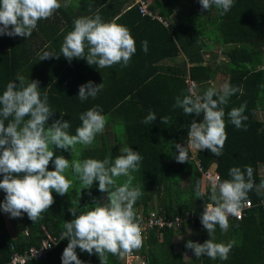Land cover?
<instances>
[{
	"label": "trees",
	"instance_id": "1",
	"mask_svg": "<svg viewBox=\"0 0 264 264\" xmlns=\"http://www.w3.org/2000/svg\"><path fill=\"white\" fill-rule=\"evenodd\" d=\"M143 1L155 14L166 18L167 24L143 15L139 0H59L61 7L49 19L39 21L29 38L0 36V95L9 82L19 84L17 77H24L26 82L39 81L41 96L47 93L48 104L54 112L48 125L55 120L68 121L70 135H75L76 128L81 126L80 114L98 107L106 117L104 131L96 135L93 148L81 149L82 154L77 151L78 155L72 152L76 160L102 161L108 156L114 160L125 147L138 151L143 159L139 171L132 173V185L139 186L142 195L135 202L134 211L144 206L145 213H149L148 203L156 196L161 213L172 218L195 214L198 218L192 229L198 231L203 244L209 236L200 217L205 204L210 202L211 193V184L204 173L212 171L223 181L231 179L228 174L231 168L239 167L243 171L250 166L255 184L264 181V121L257 118L258 112H264V0H234L233 7L224 16L219 15L215 6L201 12L199 0ZM96 14L106 23L127 27L135 40L136 53L126 67L116 64L100 69L95 65L96 74L103 77L100 84L106 82L105 87L94 99L81 102L78 88L92 77L91 66L86 60L74 58L72 60L78 65L70 66L62 55L59 59L42 61L40 56L51 49H55L52 53L60 54L62 43L59 42L73 30V21ZM174 15H180L182 20L177 22ZM63 23L67 25L64 30L60 28ZM143 41L148 43L147 53L142 50ZM227 46L230 47L225 50ZM181 52L186 59L177 65L155 66L157 61L174 59ZM218 57L225 61L221 71L227 75V84L237 90L222 106L227 139L219 157L212 155L210 150H197L193 156L190 150L189 161L194 163L195 171L189 174L185 162L175 160L178 155L175 144L187 143L191 122H202L203 114L187 116L181 108L173 106L176 97L183 98L192 88L187 76L194 79L195 91L200 95L212 87L208 81L215 80L220 71V62L217 68L213 64V60L219 61ZM242 104H246L243 113L247 117L243 121L246 131L236 129L227 115ZM150 111L157 118L146 125L142 121ZM161 117H168V122L161 123ZM7 123L5 121V127ZM69 168L63 173L71 181L68 194L60 196L53 192L54 203L41 214L42 219L33 223L26 213L10 218L0 210V264H9L14 253L40 247L44 240L53 243L55 248L47 254L46 260H34L30 264H62L61 256L68 241L60 237L64 222L74 218L69 212L71 202H77V214L107 203L106 194L98 190V182L83 190L71 166ZM47 170H55L51 161ZM185 173L190 175L187 186L182 185L187 179ZM197 187L203 192V199L196 196ZM4 197L5 193L0 190V203ZM248 199L258 207L248 210L242 221L229 219L227 232L216 227L215 242H233L226 261L202 256L195 258L193 263H184L182 254L175 253L172 248L174 236L189 232L187 226L177 232L155 229L146 243L143 240L141 254L148 255L147 264H264V190L259 194L250 191ZM189 240L185 239L184 245ZM157 249L164 250L157 252ZM76 252L83 264H100L97 255L90 256L79 248ZM107 264H122L121 257L108 254Z\"/></svg>",
	"mask_w": 264,
	"mask_h": 264
},
{
	"label": "clouds",
	"instance_id": "2",
	"mask_svg": "<svg viewBox=\"0 0 264 264\" xmlns=\"http://www.w3.org/2000/svg\"><path fill=\"white\" fill-rule=\"evenodd\" d=\"M199 4L201 12L215 6L219 15L224 16L233 7L234 0H199ZM60 7L59 0H0V36L27 39L39 21L52 17ZM73 25V30L64 36L60 54L45 51L40 61L59 59L62 55L69 62L74 58L84 59L89 66L96 65L103 69L116 64L126 67L136 53L135 40L129 29L120 24L106 23L99 14L77 18ZM142 50L147 53V41L142 42ZM16 81L19 84L9 82L0 95V175L3 176L0 190L5 193L0 210L10 218H19L26 213L33 223L42 219L41 214L54 203L53 192L60 196L68 194L71 181L63 173L71 166L83 190L90 189L94 182H98V190L106 194L107 203L77 214V202H71L69 212L74 218L64 222L60 237L68 241L61 256L62 264H83L78 258L77 248L90 256L97 255L100 264H107L108 254L123 257L141 248L144 238L135 213L144 209L137 208L135 212L134 204L142 192L139 186L132 185V173L139 171L143 157L138 151L125 147L121 148V154L114 160L110 156L102 161L91 158L69 161L63 156L54 158L53 148L70 149L72 153L77 144L90 146L96 135L103 133L106 117L102 115V110L93 107L80 114L81 126L76 128L75 135H70L68 121L60 119L48 125L54 112L48 104L47 93L41 96L39 81L26 82L22 76L17 77ZM102 88L103 83L95 85L89 81L79 87L78 98L81 102L89 97L95 98ZM236 91L225 84L220 91L213 86L200 95L193 86L188 95L176 97L173 107L181 108L185 115L195 114L199 117L203 114L202 122H191L187 143L175 144L177 163L188 161L190 150H210L216 157L222 155L227 139L222 106ZM245 109L246 104H242L227 113L238 130H247L243 124L247 120L243 115ZM156 118L155 113L150 111L142 122L147 125ZM5 121H8L7 127ZM167 122L168 117H161V123ZM50 161L55 169L53 171L47 170ZM228 174L231 179L220 181L217 176L211 182L210 202L205 204L200 217L209 239L203 244L189 240L185 245L197 259L202 256L212 260L228 259L233 242L224 244L214 241L217 225L222 232H227L229 218L240 217L242 209L250 206L248 193L255 190L259 194L264 190V181L255 184L250 166L243 171L233 167ZM122 176L127 178L126 181L117 185V179ZM196 196L203 199L199 187ZM9 264H13L12 260Z\"/></svg>",
	"mask_w": 264,
	"mask_h": 264
},
{
	"label": "built area",
	"instance_id": "3",
	"mask_svg": "<svg viewBox=\"0 0 264 264\" xmlns=\"http://www.w3.org/2000/svg\"><path fill=\"white\" fill-rule=\"evenodd\" d=\"M141 2L140 5V11L143 15L151 16L153 19H157L162 23L167 24V19L155 14L152 10H150L147 6L145 1L139 0ZM193 153V156L196 155L197 150H191ZM200 170L202 167H200L199 162L197 163ZM208 174V176H207ZM219 177V175H216L212 171H207L204 173V177L207 180L208 184L209 182H212L216 177ZM221 181V178H220ZM250 206H245L242 209V213L240 217H230L229 219H236V220H243L246 211L248 209L254 208L257 206L253 201H251ZM264 204V201H263ZM136 214V221L140 224L142 229V238H148L150 237L152 231L155 229L158 230H173L175 232L181 230L184 226L192 227V225L195 224L196 219L198 218L195 214L188 213L187 217L185 218L182 215H178L175 217H168L167 215L160 216L158 215L154 210L150 211L149 213H145L144 210L138 211ZM187 223V224H186ZM55 248L54 244L51 243L48 240H44L40 247H30L28 250H25L24 253H14L12 256V263L13 264H28L31 261L34 260H46L48 258L47 254L53 251ZM145 256H143L140 253H137L135 250H132L130 253L125 255V264H146L147 262L144 261ZM141 260L139 263L138 261Z\"/></svg>",
	"mask_w": 264,
	"mask_h": 264
},
{
	"label": "rangeland",
	"instance_id": "4",
	"mask_svg": "<svg viewBox=\"0 0 264 264\" xmlns=\"http://www.w3.org/2000/svg\"><path fill=\"white\" fill-rule=\"evenodd\" d=\"M186 13H187V11H186ZM181 20H182V17L180 15H178L177 16V22H180ZM229 47L230 46H227L224 49L227 50ZM218 60L219 61H216V60L214 61L213 60V62H214L213 64H216L215 67L217 68V62H220V66H219L220 67V71L217 74L216 81L213 83V85H211L212 87L215 86L216 89H220V88H222L223 85L228 83V80H227V77H226L227 75H225L221 71V69L225 68V64H223V63H225V61L224 60L221 61V58H219V57H218ZM257 118L260 121H264V112H262V111L258 112L257 113ZM95 140L89 147L93 148L92 145L94 146ZM121 141L122 142L124 141L123 137H122ZM168 147H169L170 150H172L171 145H168ZM84 148H86V147L83 146V145L77 144L75 146V150L74 151L76 152L77 155H78V153L82 154L81 149H84ZM53 150H54V156H63L65 159H67L69 161L76 160V158H77L76 154L75 155H73L72 153L70 154L69 150L68 151H64L62 149H55V148H53ZM77 151H79V152L77 153ZM185 168H186V172L189 173V174H191V173H193L195 171L194 163L190 162L189 160L185 162ZM68 170H70V168H68ZM211 170H214V168H212ZM187 173H185V175L187 176V179L183 182V184H182L183 186H187V184L189 183L190 175L187 174ZM263 174H264V170H263ZM207 176H208V174H207ZM126 179L127 178L123 177V176L119 177L117 179V185H122L126 181ZM180 179H181V181L184 180L183 174L180 175ZM133 181H134V179H133ZM209 183L211 184V182H209ZM74 192L77 193V191L75 189H74ZM151 200H152V202L150 204L148 203V205L150 206L151 209H154V211L160 216L167 215V214H164V213L160 212V209H159L160 208L159 207V203L160 202L158 201V198L156 196L153 197ZM139 208L145 209L144 206H140ZM6 217H7V220L9 221L8 215ZM168 217H170V216H168ZM187 231H189V232H186L185 234H182V235L176 234V236H175V243H177L180 248L184 245V243H185L184 241H185V239H187V237L189 239H191V241H193V242L201 243L200 242V235L198 234V231L196 232L195 230H191L190 227H189V230H187ZM193 256H194L193 252L189 253V256L186 257L187 263H190V261L192 260ZM122 259H123V257H122ZM138 262L140 263L141 260H139Z\"/></svg>",
	"mask_w": 264,
	"mask_h": 264
},
{
	"label": "crops",
	"instance_id": "5",
	"mask_svg": "<svg viewBox=\"0 0 264 264\" xmlns=\"http://www.w3.org/2000/svg\"><path fill=\"white\" fill-rule=\"evenodd\" d=\"M65 4H68V3H65ZM64 5V4H63ZM125 9V8H124ZM123 9V10H124ZM174 17H175V19H177V15H174ZM63 25V26H62ZM61 26H60V28L61 29H65V27L67 26L66 25V23H63ZM63 39H64V37H63ZM63 39H62V41H60L59 43H62L63 42ZM51 51V53L52 52H54L55 51V49H51L50 50ZM182 59H186V57L184 56V54H183V52H181L180 54H178L174 59H166V60H160V61H157L156 62V64H155V66H159V67H164V66H173L174 64L175 65H177V63L178 62H182V61H180V60H182ZM66 64H68V65H73V66H75V65H78L76 62H74L73 60H71V62H67ZM190 66V65H189ZM110 70V69H109ZM91 71H92V77L90 78V81H92L94 84H95V80L96 79H99L98 80V82L95 84V85H99L100 84V82L102 81V76H98L97 74H96V71H97V69H96V66L95 65H93V66H91ZM108 71V70H107ZM145 73V72H144ZM186 80H187V82L189 83V84H191V86L193 87L194 86V79H192V77H190V76H187L186 77ZM216 81V79L214 80V79H210L208 82H210L211 84L210 85H213V83ZM105 84H106V82L104 83V85H103V88L105 87ZM102 88V89H103ZM101 92V91H100ZM78 94H79V88H78ZM99 94V93H98ZM89 99H94V98H92V97H89ZM79 100V99H78ZM71 104H73V103H71ZM155 197V196H154ZM139 207V206H138ZM138 210H139V208H138ZM178 235H181V233H178ZM176 236V235H175ZM175 236H174V238H173V240L175 241ZM188 238V237H187ZM144 241H145V243H146V241L148 240V239H146V238H144L143 239ZM149 249V250H148ZM137 253H140L141 254V250H140V248L137 250V249H134ZM162 250H164V249H157V252H160V251H162ZM172 250H174V252L175 253H179V254H182V260H183V262L184 263H187V261H186V257H188L189 256V253H192V250L190 251V249H187L186 247H185V245H183L181 248L179 247V245L177 244V243H174V248H172ZM147 251H150V248H149V246H147ZM190 251V252H189ZM195 256H193V258H192V260L190 261V263H193L194 262V260H195ZM148 255H145V259H144V261H148ZM121 260H122V264H125V255L123 256V259H122V257H121ZM147 264V263H146Z\"/></svg>",
	"mask_w": 264,
	"mask_h": 264
}]
</instances>
